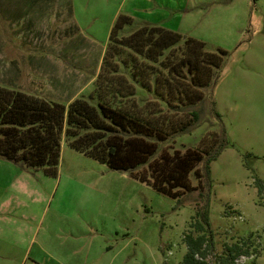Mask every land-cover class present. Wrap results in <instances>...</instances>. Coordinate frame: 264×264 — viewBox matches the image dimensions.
I'll return each instance as SVG.
<instances>
[{
	"label": "rangeland",
	"instance_id": "obj_1",
	"mask_svg": "<svg viewBox=\"0 0 264 264\" xmlns=\"http://www.w3.org/2000/svg\"><path fill=\"white\" fill-rule=\"evenodd\" d=\"M120 13L133 18L122 35L159 24L229 51L214 87L189 106L201 110L199 124L159 141L154 156L222 131L229 143L209 182L191 171L182 200L75 150L65 134L55 175L0 155V264H184L206 196L213 244L204 259L232 264L223 257L240 243L247 254L236 264H264V0H0V86L66 105L89 98ZM136 89L142 104L158 99Z\"/></svg>",
	"mask_w": 264,
	"mask_h": 264
},
{
	"label": "trees",
	"instance_id": "obj_2",
	"mask_svg": "<svg viewBox=\"0 0 264 264\" xmlns=\"http://www.w3.org/2000/svg\"><path fill=\"white\" fill-rule=\"evenodd\" d=\"M132 22L127 13L117 15L89 98H74L66 105L0 86V155L55 175L65 134L75 150L125 170L178 200L184 199L182 190L193 187L191 171L209 182L210 162L229 143L223 131L218 141L203 137L196 147L165 148L154 154L159 141L199 124L201 110L189 106L202 102L205 89L214 87L229 51L209 50L205 41L159 24H144L122 35L125 24ZM136 83L158 99L148 97L146 104L136 101ZM161 101L167 103L166 110ZM257 184L262 193L259 179ZM209 213L206 196L192 223L200 234L185 235L184 264H209L204 259L206 248L213 244ZM227 250L223 261L230 259L232 264L247 254L240 243Z\"/></svg>",
	"mask_w": 264,
	"mask_h": 264
},
{
	"label": "crops",
	"instance_id": "obj_3",
	"mask_svg": "<svg viewBox=\"0 0 264 264\" xmlns=\"http://www.w3.org/2000/svg\"><path fill=\"white\" fill-rule=\"evenodd\" d=\"M70 102V101H69ZM69 102H67V104L69 103ZM62 147V146H61ZM14 163V162H13ZM18 164H16V166H17ZM35 261H37V260H35Z\"/></svg>",
	"mask_w": 264,
	"mask_h": 264
}]
</instances>
